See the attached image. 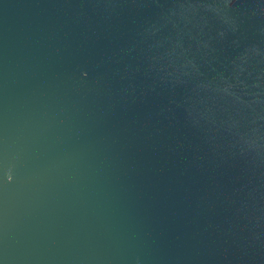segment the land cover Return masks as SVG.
Wrapping results in <instances>:
<instances>
[{
    "label": "water",
    "instance_id": "obj_1",
    "mask_svg": "<svg viewBox=\"0 0 264 264\" xmlns=\"http://www.w3.org/2000/svg\"><path fill=\"white\" fill-rule=\"evenodd\" d=\"M0 264H264V0H0Z\"/></svg>",
    "mask_w": 264,
    "mask_h": 264
}]
</instances>
